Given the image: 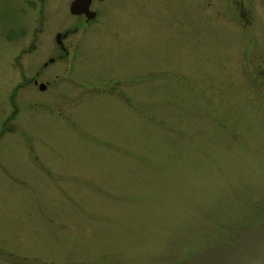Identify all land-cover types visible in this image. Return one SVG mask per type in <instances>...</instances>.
<instances>
[{
  "label": "rangeland",
  "instance_id": "rangeland-1",
  "mask_svg": "<svg viewBox=\"0 0 264 264\" xmlns=\"http://www.w3.org/2000/svg\"><path fill=\"white\" fill-rule=\"evenodd\" d=\"M72 1L0 0V264H264V0Z\"/></svg>",
  "mask_w": 264,
  "mask_h": 264
},
{
  "label": "water",
  "instance_id": "water-1",
  "mask_svg": "<svg viewBox=\"0 0 264 264\" xmlns=\"http://www.w3.org/2000/svg\"><path fill=\"white\" fill-rule=\"evenodd\" d=\"M92 0H74L70 6V13L72 15H85L88 20L93 19L95 14L90 11L89 7ZM58 44H61V35L57 36ZM40 89L43 90L44 86L40 85Z\"/></svg>",
  "mask_w": 264,
  "mask_h": 264
},
{
  "label": "flooded vegetation",
  "instance_id": "flooded-vegetation-1",
  "mask_svg": "<svg viewBox=\"0 0 264 264\" xmlns=\"http://www.w3.org/2000/svg\"><path fill=\"white\" fill-rule=\"evenodd\" d=\"M93 2H94V0H92V1H91V4H90V10H92V11H94L93 9H91V8H92V3H93ZM94 12H96V14H97L96 16H98V13H99V12H98L97 10L94 11ZM89 22H91V21H89ZM89 22L86 21V24H88ZM64 35H65V36H63V38H64V37L66 38V35H67V34H64ZM60 48H61V47H60ZM61 50H64V49L61 48ZM67 55H68V53L65 52V58L67 57ZM60 58H61V56H59V59H60ZM50 60H52V61H51V64H52L53 61H54V59H50ZM46 66H47V65L44 64V67H46ZM33 84H34V85H37V81H36V80H33Z\"/></svg>",
  "mask_w": 264,
  "mask_h": 264
}]
</instances>
